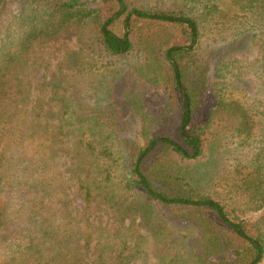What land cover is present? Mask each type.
<instances>
[{
	"label": "trees",
	"instance_id": "obj_1",
	"mask_svg": "<svg viewBox=\"0 0 264 264\" xmlns=\"http://www.w3.org/2000/svg\"><path fill=\"white\" fill-rule=\"evenodd\" d=\"M96 2L0 0V264H145L151 212L158 264H260L264 214H243L264 208V0ZM65 33L72 104L36 80Z\"/></svg>",
	"mask_w": 264,
	"mask_h": 264
},
{
	"label": "rangeland",
	"instance_id": "obj_2",
	"mask_svg": "<svg viewBox=\"0 0 264 264\" xmlns=\"http://www.w3.org/2000/svg\"><path fill=\"white\" fill-rule=\"evenodd\" d=\"M96 3H101V2H100V0H97ZM225 44L226 43L218 45L217 48L219 49L220 47H224V46H226ZM75 46H76L75 35L73 33L71 35H70V33H65L60 39H58L56 41H50V43L44 44V45H42L41 48H38V55L40 57V60H39L40 66L36 70V72H37L36 75L38 76L36 80L40 81L43 78L49 79L51 76H56V78L60 84L61 94L64 96L65 100H67V102L69 104H72L73 101H75V98L73 96V90H72L73 87L69 84V71L67 69L65 59H66L67 53L70 50H73V48H75ZM215 50H216V47L212 48L211 50H207L208 51L207 53L214 52ZM231 55H232V53L226 52V57H229ZM132 60H133V58H129L127 60V62L132 61ZM123 62H124V60H123ZM122 63L120 64V66H122ZM211 69H212L211 71L213 74L214 73L213 71L215 70L213 61L211 62ZM252 73L253 72L249 71L246 76H248ZM42 75H43V78H42ZM92 81H93L92 86H91L92 90H91L89 95L91 96L93 101L98 100V99H103V97L106 94L105 93V91L107 89L106 87L114 85V83L111 79V76L108 73H99V74H97V76L93 77ZM249 81L251 82V84H249L250 91L254 95L262 92V88L259 86L258 82L254 79V77L252 75H250ZM208 108H209V106H208ZM128 122L130 124L129 125V131L134 136L135 141L137 143H141L143 141V138H142L141 132H140V129H141L140 115H136V116L132 117L131 119H129ZM204 165L199 168V170L202 172L206 171V166H204ZM79 204L84 205L83 203H79ZM90 208L93 211H97L96 213L101 212L98 210V208L95 204H93ZM151 214L152 215H151V219L149 220V222L148 223H142L141 226H139L141 231L145 235H148V237H147L148 242L146 245L147 252L145 253L146 258H144L146 260L143 262L145 264H158L156 256L152 253V250L155 251V248L152 247L153 236L150 235V233L152 232V231H150V229L154 226V224L156 222V213L151 212ZM263 214H264V208H262L258 211H248V212L244 213L243 216L247 219L257 220ZM104 219H105L106 223L109 220L110 221V223H109L110 228H113V225L111 223L112 220H110V215L105 214ZM140 220H141L140 218L137 219V221H136L137 226H138V222H140ZM170 222H172L171 218H170ZM182 226H183L182 230H183V234H184V239L186 240L187 246L188 247L190 246L189 248L193 251L197 250L198 247L196 246V244H197V240H198V231H196L195 229H189L188 230L186 226H184V225H182ZM191 262L192 261H190V259L187 258L186 260H184L183 264H192ZM260 264H264V259Z\"/></svg>",
	"mask_w": 264,
	"mask_h": 264
}]
</instances>
